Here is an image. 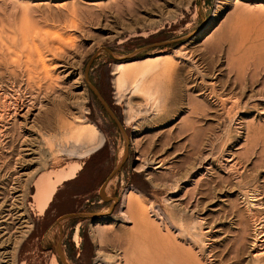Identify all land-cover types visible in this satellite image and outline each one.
I'll list each match as a JSON object with an SVG mask.
<instances>
[{
    "label": "rangeland",
    "instance_id": "obj_1",
    "mask_svg": "<svg viewBox=\"0 0 264 264\" xmlns=\"http://www.w3.org/2000/svg\"><path fill=\"white\" fill-rule=\"evenodd\" d=\"M22 37L54 77L0 60V264H264V0H0Z\"/></svg>",
    "mask_w": 264,
    "mask_h": 264
},
{
    "label": "bare ground",
    "instance_id": "obj_2",
    "mask_svg": "<svg viewBox=\"0 0 264 264\" xmlns=\"http://www.w3.org/2000/svg\"><path fill=\"white\" fill-rule=\"evenodd\" d=\"M24 25V24H23ZM22 25V26H23ZM27 25V24H26ZM31 26V25H30ZM29 26V27H30ZM21 27V26H20ZM28 27V26H27ZM28 27V28H29ZM26 31H27V33L28 32H31V30H28V29H26ZM25 31V32H26ZM36 32V31H35ZM34 33V32H33ZM33 33H29V34H33ZM20 34H23V33H20ZM39 34V32L38 33H34L33 35L34 36H37ZM26 36V35H25ZM37 37H39L40 38V34H39V36H37ZM12 39H13V41L14 40H16L17 41V39H15L16 37H11ZM23 39L21 40L22 41V44L23 45H21V47L24 49L25 48V46H28V50L30 51V52H24L22 49L20 50V49H18V51L17 52H15V51H13L14 53H15V55H16V57L15 58H11L10 57V59H6V56H4L3 55V57L0 59L1 60V62H3V65H4V68L6 69V70H9L10 71V73H11V75L14 77V79H16V78H18V79H20L19 77L20 76H22V75H25V76H27L28 77V81L30 80V79H33V78H39L41 75L42 76H44V78L46 79L47 78V80L49 79V77H51V73H50V70L48 69V65L46 66V64H45V62L43 63V62H41V60H43V59H41L40 58V55H41V53L39 54V52H40V50H39V48H38V46H37V43H34V40H33V42L32 43H34V45H32L31 47H33L35 50L34 51H37L36 53H37V57H35L34 58V51H33V48H30L29 46H30V44L29 43H27V41H26V39H25V37H22ZM20 39V38H19ZM29 42V41H28ZM18 43V42H17ZM47 46H49V45H47ZM54 47V46H53ZM52 47V48H53ZM51 49V48H50ZM49 49V50H50ZM53 50V49H52ZM4 51V50H3ZM33 51V53H31ZM2 52V51H1ZM3 53V52H2ZM7 53V52H6ZM35 53V54H36ZM53 53V52H52ZM10 54V53H9ZM62 54V53H61ZM7 55V54H6ZM34 55V56H33ZM8 58V57H7ZM25 58V59H24ZM37 58V59H36ZM12 59V60H11ZM41 59V60H40ZM9 60H11L10 62H9ZM44 61V60H43ZM1 65V64H0ZM39 65L41 66V68L39 67ZM56 66H57V64H56ZM55 66V67H56ZM59 67V66H58ZM53 68V67H52ZM54 70H55V68H53ZM0 71H1V66H0ZM171 74V73H170ZM41 76V77H42ZM53 77H54V75H53ZM53 77H51V78H53ZM50 78V79H51ZM40 79V78H39ZM55 79H56V77H55ZM52 80V79H51ZM124 80H125V78H124ZM18 81V80H17ZM53 81V80H52ZM55 81V80H54ZM123 81V80H122ZM13 82V81H12ZM16 82V81H15ZM22 82V81H21ZM21 82H18L19 83V85H20V83ZM41 82V81H40ZM17 84V83H16ZM50 84V83H49ZM48 84V88H47V86H46V93H47V91H48V89L50 88L49 86H51V84L49 85ZM56 84V83H55ZM13 85H14V83H13ZM39 85V86H38ZM37 86H38V89L37 90H41V85L40 84H38ZM46 85V84H45ZM28 88H29V90H30V93L32 92V90H34L33 89V87L28 83V85H26ZM54 86V85H53ZM18 87V86H17ZM21 87V86H20ZM43 87H45V86H43ZM43 87H42V89H43ZM51 88H52V86H51ZM51 88H50V90H51ZM54 88V87H53ZM16 89V88H15ZM17 90H18V88H17ZM19 90H20V88H19ZM25 91V90H24ZM44 91V89L42 90V92ZM54 91V90H53ZM22 92V91H21ZM21 92H19V93H21ZM27 92V91H26ZM35 92V91H34ZM49 93V92H48ZM32 95V94H31ZM15 103H18V102H15ZM14 103V104H15ZM21 104H22V102H21ZM17 105V104H16ZM15 106V105H14ZM19 106V105H18ZM17 106V107H18ZM28 106V105H27ZM31 106V105H30ZM29 106V107H30ZM13 107V106H12ZM14 108H16V107H14ZM27 108V107H26ZM25 108V109H26ZM22 109V108H21ZM31 109V108H30ZM30 109H29V111H30ZM15 110V109H14ZM28 110V109H27ZM29 111H28V113H29ZM26 112V111H25ZM26 114V113H25ZM59 116V115H58ZM66 121V120H65ZM68 125V124H67ZM70 125V124H69ZM79 133H80V131H79ZM72 134V133H71ZM88 134V133H87ZM83 135V134H82ZM90 137H88L87 136V139H89ZM86 140V139H85ZM88 141V140H87ZM96 141V140H95ZM90 142H92V141H90ZM93 143H95L94 141H93ZM93 143H92V145H93ZM98 143V142H97ZM91 144V143H90ZM102 144V143H101ZM89 145V144H88ZM90 146V145H89ZM88 146V147H89ZM63 148V147H62ZM73 149V148H72ZM99 149V147L97 146V147H92V148H88L86 151H83V152H76L75 150H74V152H73V154H71V155H74V153L75 154H78L79 155V157H86V156H90V155H93L95 152H97V150ZM63 152V151H62ZM71 152V151H70ZM64 153V152H63ZM21 162V161H20ZM60 182H61V180H60V178H59V180H57V181H55V182H52V180H51V178L49 177V176H44V177H42V178H40V179H38L37 180V182H36V189H37V194H36V196H35V201L37 202V204H38V208H39V211H40V214H43L44 213V211L46 210V208L48 207V205H49V203L51 202V200H52V198H53V196H54V194L56 193V189H57V186L60 184ZM127 200H129V206H133L134 205V196H130V197H127ZM139 201V200H138ZM139 203V202H138ZM140 205V204H139ZM139 207V213L137 214V216H138V218H137V222H136V225L137 226H139V228H147V225H149L150 224V222L148 223V216H147V210L145 209V207L141 204L140 206H138ZM135 213H137V211H135ZM129 219H133L134 220V214H132V212L130 211L129 212ZM135 217H136V215H135ZM150 226V225H149ZM146 230V229H145ZM75 239L77 240L78 238H77V235L75 236ZM264 239V238H263ZM21 240V239H20ZM263 242V241H262ZM18 243V242H17ZM13 254V253H12ZM262 254V253H261ZM182 258V257H181ZM137 258L136 257H134V255H132L131 257H130V259H129V261H128V264H146V261H145V257H143L142 258V260H139V262H137V260H136ZM182 260H184V259H182ZM175 261V260H174ZM172 262V261H171ZM176 262V261H175ZM182 263L184 262V261H181ZM187 263V262H186ZM186 263H184V264H186ZM150 264H152V262L150 263ZM158 264V263H157ZM169 264H171L170 262H169Z\"/></svg>",
    "mask_w": 264,
    "mask_h": 264
},
{
    "label": "water",
    "instance_id": "obj_3",
    "mask_svg": "<svg viewBox=\"0 0 264 264\" xmlns=\"http://www.w3.org/2000/svg\"><path fill=\"white\" fill-rule=\"evenodd\" d=\"M91 89H93L92 87H91ZM94 91H97L96 89H93ZM57 251H58V254H59V256H60V258H61V254H60V250H59V248L57 247ZM63 260V259H62ZM64 264H67V263H64Z\"/></svg>",
    "mask_w": 264,
    "mask_h": 264
},
{
    "label": "flooded vegetation",
    "instance_id": "obj_4",
    "mask_svg": "<svg viewBox=\"0 0 264 264\" xmlns=\"http://www.w3.org/2000/svg\"><path fill=\"white\" fill-rule=\"evenodd\" d=\"M96 253V252H95Z\"/></svg>",
    "mask_w": 264,
    "mask_h": 264
}]
</instances>
